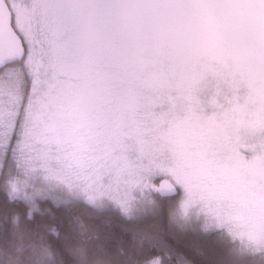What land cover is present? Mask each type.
Returning <instances> with one entry per match:
<instances>
[{
    "label": "rangeland",
    "instance_id": "rangeland-1",
    "mask_svg": "<svg viewBox=\"0 0 264 264\" xmlns=\"http://www.w3.org/2000/svg\"><path fill=\"white\" fill-rule=\"evenodd\" d=\"M9 2L26 44L22 62L0 71V175L11 198L31 209L46 199H82L136 219L159 210L156 179L167 177L178 190L167 208L175 223L223 229L243 251L264 250V184L243 196L201 200L185 210L188 193L167 170L171 154H158L155 159L166 164L158 166L141 153L134 136L131 143L118 138L144 118L155 95L152 82L171 81L180 69H194L200 73L194 91L200 113L213 116L229 108L234 95L240 103L251 96L239 134L248 143L264 139V48L259 32L243 25L245 17L228 10L226 0H193V7L183 0ZM241 76L251 87L242 82L234 93L229 81ZM169 94L174 96L175 89ZM106 99L112 102L107 105ZM123 105H133L138 116L123 121L117 113ZM79 110L90 116L95 111L104 122L95 131L83 126L80 134ZM166 110V104L152 107L155 113ZM86 134L89 139L82 138ZM80 144L89 148L93 170H83ZM240 151L246 159L256 155L249 147ZM120 158L138 172L137 183H127L125 176L118 185L127 193L126 203L111 192L90 196L85 187L98 173L108 170L101 182L113 183V162Z\"/></svg>",
    "mask_w": 264,
    "mask_h": 264
},
{
    "label": "trees",
    "instance_id": "trees-1",
    "mask_svg": "<svg viewBox=\"0 0 264 264\" xmlns=\"http://www.w3.org/2000/svg\"><path fill=\"white\" fill-rule=\"evenodd\" d=\"M4 179L1 174L0 264H264V250L243 251L223 229L175 223L167 209L175 195L156 192L159 210L131 219L82 199H46L31 209L8 195Z\"/></svg>",
    "mask_w": 264,
    "mask_h": 264
},
{
    "label": "snow or ice",
    "instance_id": "snow-or-ice-1",
    "mask_svg": "<svg viewBox=\"0 0 264 264\" xmlns=\"http://www.w3.org/2000/svg\"><path fill=\"white\" fill-rule=\"evenodd\" d=\"M200 73L194 69H180L171 81H156L149 86L155 95L147 106L144 118L138 122L131 135L138 141L142 154L152 163L165 167L155 157L167 151L173 161L167 170L183 184L188 199L184 208L197 201H219L240 191H249L257 184H264V139L248 143L241 140L239 126L251 99L239 102L237 95L224 111L205 117L199 111V102L194 95ZM250 80L233 78L229 84L234 93L240 84ZM175 89V95L169 94ZM167 89L168 91H165ZM213 104H217L215 100ZM167 105L166 111L155 113V105ZM249 147L256 151L252 159H246L240 149ZM113 183L105 185L101 177L108 171L98 173L85 187L90 196L111 192L121 204L126 203L127 193L118 190L123 177L127 183L138 182V172L132 169L125 158L113 162ZM164 186H168L165 182ZM257 246L260 242L254 241Z\"/></svg>",
    "mask_w": 264,
    "mask_h": 264
},
{
    "label": "flooded vegetation",
    "instance_id": "flooded-vegetation-1",
    "mask_svg": "<svg viewBox=\"0 0 264 264\" xmlns=\"http://www.w3.org/2000/svg\"><path fill=\"white\" fill-rule=\"evenodd\" d=\"M6 1H7V3L9 2V0H6ZM183 1L189 3L191 7L195 6V4L193 3V0H183ZM244 1L246 2V0H244ZM249 2H250L249 4L247 2L245 4L243 2V0H226V6H227L228 10L231 9L233 12L235 10V12L238 13V17H245V23L243 25H245L246 27L248 26L250 28L249 29L247 27L249 30L259 32V35L261 37L260 38V44L264 48V1L263 0H249ZM9 4H10V2L8 3V5ZM10 5H9V7H10ZM10 9L12 12V23H13L14 28L16 29L15 24H14L12 7ZM226 19L229 20V17L227 16ZM208 25L210 27L213 26V24H211L209 22H208ZM206 31H209V30L206 29ZM17 32L21 35V33L18 30H17ZM260 32H263V34H260ZM22 39H23V37H22ZM23 42H24V40H23ZM25 48H26V46H25ZM111 102H112L111 99L105 100V103L107 105L110 104ZM136 110L137 109H135L133 107V105H123L117 113L119 114V117L122 118L123 121H125L126 119L131 121V117H137L138 116V114H137L138 112ZM70 117H71V114H70ZM76 117L78 118L77 121L79 122V125L77 126L78 127L77 131H81L80 134L83 132L82 131L83 126H86V128H93V131H95L96 129H98L100 127V124L102 122H104V119L102 118V116L100 114L97 115V113L95 111H93L91 116H90V114L88 112L79 110L76 114ZM136 126H137V124L135 121L134 125L132 126L131 129H125V130L121 131L120 134L118 135V138L121 139L120 141L131 143L130 138H131V136H133V135H131V133ZM82 138L89 139L90 136H88L86 134ZM79 147H80L81 155H83L85 157V158H83V162H85V163H84V165H81L83 170L84 171L93 170L94 166H91V165L94 164V161L92 160V156L90 155L89 148H87L86 146H84L82 144H80ZM105 157H106V155H104L103 159H105ZM99 158H100V156H99ZM104 167H106V165ZM103 177H106V175H103ZM159 178H161V177H157L156 182L158 181ZM156 192H157V186H156ZM242 192L243 191H240L237 193H239V195L243 196L244 192L243 193ZM107 198L108 197H105L106 200H109ZM111 201L109 200V203H111Z\"/></svg>",
    "mask_w": 264,
    "mask_h": 264
},
{
    "label": "water",
    "instance_id": "water-1",
    "mask_svg": "<svg viewBox=\"0 0 264 264\" xmlns=\"http://www.w3.org/2000/svg\"><path fill=\"white\" fill-rule=\"evenodd\" d=\"M26 48L21 35L12 23V12L6 0H0V69L22 59ZM167 182V187L164 186ZM177 187L171 179L161 177L157 181V192L163 197L173 196Z\"/></svg>",
    "mask_w": 264,
    "mask_h": 264
}]
</instances>
